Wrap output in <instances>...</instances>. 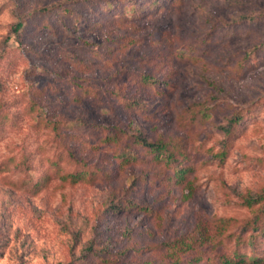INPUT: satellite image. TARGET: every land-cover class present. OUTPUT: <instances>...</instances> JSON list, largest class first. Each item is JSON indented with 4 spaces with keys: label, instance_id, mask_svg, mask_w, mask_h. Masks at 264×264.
Returning a JSON list of instances; mask_svg holds the SVG:
<instances>
[{
    "label": "rangeland",
    "instance_id": "rangeland-1",
    "mask_svg": "<svg viewBox=\"0 0 264 264\" xmlns=\"http://www.w3.org/2000/svg\"><path fill=\"white\" fill-rule=\"evenodd\" d=\"M108 1L0 0V264L143 263L156 258L151 246L186 239L201 215L246 217L244 199L264 188V103L225 159L213 157L233 108L264 100V21L226 35L243 16L264 17V0H160L127 19L113 13L131 3L108 11ZM54 5L72 7L79 23L53 10V29L12 34L18 17ZM196 49L200 59L188 58ZM143 73L156 83L136 90ZM124 96L142 107L128 109ZM200 102L212 108L207 121ZM31 108L73 143L65 148L70 139L37 124ZM117 127L150 140L187 138L202 156L194 188L170 185L146 161L117 165L99 139ZM61 151L70 163L52 168L47 156ZM75 159L110 168V176L70 183L63 176L76 170ZM43 177L33 188L31 180ZM130 202L138 208L113 210ZM222 247L231 252L235 243L223 238L212 253Z\"/></svg>",
    "mask_w": 264,
    "mask_h": 264
},
{
    "label": "trees",
    "instance_id": "trees-1",
    "mask_svg": "<svg viewBox=\"0 0 264 264\" xmlns=\"http://www.w3.org/2000/svg\"><path fill=\"white\" fill-rule=\"evenodd\" d=\"M160 0H109L102 4L103 8L108 11H113L119 4L126 2L131 3V8L123 9L119 14H114L118 18H135L139 11H146L148 8L154 7ZM53 10H57L62 15L71 16L73 24L79 23V14L72 7L60 5H54L51 8H43L38 11V16L18 17L12 27V34L15 37L24 35L25 33H35L40 30L53 29L54 26L49 22V17ZM38 17V18H37ZM264 21V17L261 14H251L243 16L240 22L236 23L237 26L228 28L226 35L231 32L239 30V25L244 23L255 24ZM19 54L22 55L24 45H18ZM18 47L15 51H17ZM202 51L196 49V51H190L188 58L195 56L194 59H200ZM183 56V54H182ZM184 57V56H183ZM153 74H141L137 89H143L146 86H150L156 83V79L153 78ZM156 77V76H155ZM135 92H138L136 91ZM136 95V94H134ZM121 103L128 109H136L142 107L138 99L133 97L124 96L121 99ZM264 100H258L247 107H234L230 117L227 119V123L223 126L226 139L223 142L222 150L213 152V157L219 160H223L229 148L232 146L234 139L238 133L246 128L249 121L256 119L259 113V108ZM35 105V104H34ZM198 109L203 111L199 113L201 121H207L209 117L213 115L209 106L205 103H198ZM40 109V106L35 105ZM37 111L36 121L40 124L44 121L45 127L49 128L55 137H59L60 141L70 139V142L65 144V148L73 143V138H68V134H62L60 132V126L57 121L52 118H48L43 115L40 110L31 108L32 113ZM42 111V110H41ZM148 111V110H146ZM196 111V113H197ZM3 112H0L2 114ZM36 113V112H35ZM198 114V113H197ZM6 120V118H5ZM7 123L8 121H4ZM132 124V122H130ZM132 127V126H131ZM100 142L105 145L112 146L114 151L113 157L118 164H131L138 163L139 161H146L151 165H154L155 172L164 174V180L172 186H181L183 188H194V179L192 174L196 170L195 161L201 159V152L195 150V147L191 145V142L183 136H172L160 134L154 139H148L141 132L128 133L122 128H115L113 134L103 133L99 136ZM72 140V142H71ZM126 146V147H124ZM142 147L144 151L150 154L148 158L143 159L141 155L135 153L134 148ZM45 151V150H44ZM196 151V152H195ZM52 158V157H51ZM47 156L50 166L53 168L56 166L58 169L62 164L70 163V159L64 158L61 154H58L57 158L51 159ZM66 161V162H65ZM77 164L76 170L68 172L63 178L70 183H88L95 182V177L98 174H102V180L110 176V168H97L86 161L84 164H80L83 160H73ZM89 164V165H88ZM46 175V174H45ZM44 175V176H45ZM46 178V177H45ZM37 179V178H36ZM32 181V187L37 189L44 181L35 179ZM248 209L249 215L241 219L234 217H212L201 215L197 218L193 231L185 239V236L180 237L173 241H167L162 243V246L153 245L155 251L152 253L156 258H150L143 263H131V264H264V188L256 195L247 196L244 199ZM134 203H125L114 207L116 210H130L138 208ZM142 206H139V208ZM145 209V208H144ZM234 227H236L234 229ZM187 238L190 240L187 241ZM223 238H226L230 243L234 241L235 250L228 252V248L225 250L222 247L218 253H212L213 248L216 252L219 245H223ZM222 240V241H221ZM175 243V244H174ZM162 247H166V250H162ZM213 247V248H212ZM150 249V248H149ZM212 253L213 256L206 253ZM163 255L164 258H161Z\"/></svg>",
    "mask_w": 264,
    "mask_h": 264
}]
</instances>
